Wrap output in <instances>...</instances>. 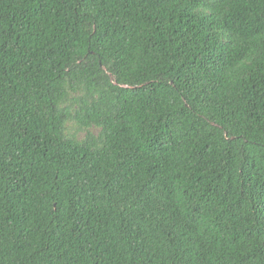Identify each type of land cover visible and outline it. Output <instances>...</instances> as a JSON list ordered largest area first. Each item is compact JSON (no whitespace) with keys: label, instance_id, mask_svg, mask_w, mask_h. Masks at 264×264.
Listing matches in <instances>:
<instances>
[{"label":"trees","instance_id":"obj_1","mask_svg":"<svg viewBox=\"0 0 264 264\" xmlns=\"http://www.w3.org/2000/svg\"><path fill=\"white\" fill-rule=\"evenodd\" d=\"M0 264H264V0H0Z\"/></svg>","mask_w":264,"mask_h":264}]
</instances>
